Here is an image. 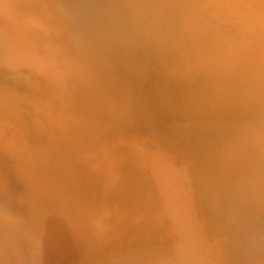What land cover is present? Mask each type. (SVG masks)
Wrapping results in <instances>:
<instances>
[{"label": "clouds", "instance_id": "1", "mask_svg": "<svg viewBox=\"0 0 264 264\" xmlns=\"http://www.w3.org/2000/svg\"><path fill=\"white\" fill-rule=\"evenodd\" d=\"M0 264H264V0H0Z\"/></svg>", "mask_w": 264, "mask_h": 264}]
</instances>
